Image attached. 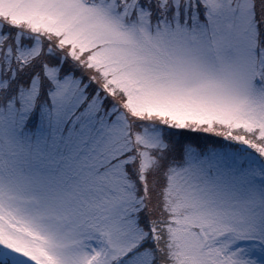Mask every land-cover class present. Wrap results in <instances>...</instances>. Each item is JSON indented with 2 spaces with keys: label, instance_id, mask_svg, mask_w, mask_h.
Listing matches in <instances>:
<instances>
[{
  "label": "snow or ice",
  "instance_id": "obj_1",
  "mask_svg": "<svg viewBox=\"0 0 264 264\" xmlns=\"http://www.w3.org/2000/svg\"><path fill=\"white\" fill-rule=\"evenodd\" d=\"M0 264H264V0H0Z\"/></svg>",
  "mask_w": 264,
  "mask_h": 264
}]
</instances>
